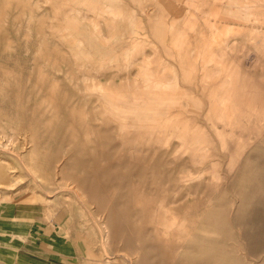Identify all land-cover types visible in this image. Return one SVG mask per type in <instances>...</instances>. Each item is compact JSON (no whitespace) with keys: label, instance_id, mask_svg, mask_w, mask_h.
Masks as SVG:
<instances>
[{"label":"rangeland","instance_id":"1","mask_svg":"<svg viewBox=\"0 0 264 264\" xmlns=\"http://www.w3.org/2000/svg\"><path fill=\"white\" fill-rule=\"evenodd\" d=\"M7 206L79 264H264V0H0Z\"/></svg>","mask_w":264,"mask_h":264},{"label":"crops","instance_id":"2","mask_svg":"<svg viewBox=\"0 0 264 264\" xmlns=\"http://www.w3.org/2000/svg\"><path fill=\"white\" fill-rule=\"evenodd\" d=\"M91 261L86 252L83 264ZM0 264H79V259L76 244L51 222L7 206L0 208Z\"/></svg>","mask_w":264,"mask_h":264},{"label":"bare ground","instance_id":"3","mask_svg":"<svg viewBox=\"0 0 264 264\" xmlns=\"http://www.w3.org/2000/svg\"><path fill=\"white\" fill-rule=\"evenodd\" d=\"M185 128H186V127H185ZM175 137H176V136H175ZM177 137H178V139H179V134L177 135ZM177 137H176V138H177Z\"/></svg>","mask_w":264,"mask_h":264}]
</instances>
